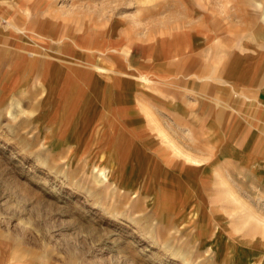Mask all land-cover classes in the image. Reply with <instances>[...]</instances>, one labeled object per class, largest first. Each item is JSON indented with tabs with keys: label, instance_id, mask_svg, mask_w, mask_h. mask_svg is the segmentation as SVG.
Wrapping results in <instances>:
<instances>
[{
	"label": "rangeland",
	"instance_id": "1",
	"mask_svg": "<svg viewBox=\"0 0 264 264\" xmlns=\"http://www.w3.org/2000/svg\"><path fill=\"white\" fill-rule=\"evenodd\" d=\"M0 5V264H264V0Z\"/></svg>",
	"mask_w": 264,
	"mask_h": 264
},
{
	"label": "crops",
	"instance_id": "2",
	"mask_svg": "<svg viewBox=\"0 0 264 264\" xmlns=\"http://www.w3.org/2000/svg\"><path fill=\"white\" fill-rule=\"evenodd\" d=\"M1 8L4 7L0 5V11ZM6 10L8 11L9 9ZM19 12L20 11H18L17 13ZM7 13L10 12L8 11ZM215 23H218V20H216ZM48 24H49L48 21L42 20L40 25L41 29L47 27L46 25ZM160 44L162 45L161 42ZM149 49L150 47L148 48V50ZM172 49H174V47L170 48L169 52H171ZM174 55L176 56V54ZM163 60L165 59L161 60L162 65H164ZM178 64H182V63L180 62ZM195 64L198 63L192 61L190 63V65H195ZM201 68H202L201 71L203 72L205 69L203 64L201 65ZM165 70L166 68L163 67L162 69H159L158 72L161 73V71H165ZM120 82H121V86L125 88L128 87L127 85L128 80L121 79ZM200 84L204 85L203 88L199 87ZM200 84H197V88L200 89L201 91H205L207 89V85H205L203 81ZM248 85L249 87H251V89L244 91V95L242 97L245 98L235 99L234 97H230V95L229 96L222 95V96L224 100L231 105L232 113L234 115H236L235 113H237V117L233 118L232 128L234 130L239 129L241 131L240 133L236 134V136L238 135V137L236 136L235 137L242 142V146L244 147L243 151L247 150L250 160L254 161L255 163L254 168L255 170H257V173L255 174L254 178L257 184L263 187L264 186V76L263 77L255 76L252 79L251 83L250 80H248ZM111 86L112 84L109 82L106 85L107 88ZM226 113L229 114V112ZM244 115H246V118H244ZM210 128L213 129L212 127Z\"/></svg>",
	"mask_w": 264,
	"mask_h": 264
},
{
	"label": "bare ground",
	"instance_id": "3",
	"mask_svg": "<svg viewBox=\"0 0 264 264\" xmlns=\"http://www.w3.org/2000/svg\"><path fill=\"white\" fill-rule=\"evenodd\" d=\"M97 24H98V23H97ZM69 29H70V28H69ZM85 29H86V28H85ZM46 30H47V29H46ZM70 32H71V31L69 30V34H70V35H73L74 30L72 29V32H71V33H70ZM75 33H76V32H75ZM47 36H48V35H47ZM73 36H74V35H73ZM75 37H76V36H74V38H75ZM70 38H71V37H70ZM76 39H78V38L76 37ZM71 42H72V41H71ZM87 43H88V42H87ZM98 45H99V44H98ZM114 48H115V47H114ZM117 49H118V48H117ZM103 51H104V50H103ZM113 52H114V51H113ZM90 53H92V52H90ZM105 53H106V52H105ZM91 55H92V54H91ZM120 56H121V55H120ZM86 57H87V56H86ZM108 57H109V56H108ZM87 59H88V58H87ZM109 59H110V58H109ZM102 64H103V63H102ZM105 64H106V63H105ZM96 66H97V65H96ZM96 66H95V67H96ZM120 69H121V68H120ZM99 72H100V71H99ZM99 72H98V73H99ZM123 72H124V71H123ZM101 76H102V75H101ZM111 77H112V76H111ZM125 77H126V76H125ZM145 79H146V78H145ZM144 81H145V80H144ZM147 81H148V80H147ZM106 85H107V84H106ZM68 88H69V87H68ZM70 89H71V88H70ZM102 89H103V88H102ZM72 91H73V90H72ZM72 91H71V92H72ZM153 150H154V149H153ZM164 150H165V149H164Z\"/></svg>",
	"mask_w": 264,
	"mask_h": 264
}]
</instances>
